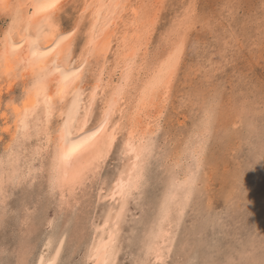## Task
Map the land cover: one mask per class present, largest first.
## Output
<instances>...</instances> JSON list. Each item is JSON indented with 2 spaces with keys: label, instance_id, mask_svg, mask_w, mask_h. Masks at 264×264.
Wrapping results in <instances>:
<instances>
[{
  "label": "bare ground",
  "instance_id": "bare-ground-1",
  "mask_svg": "<svg viewBox=\"0 0 264 264\" xmlns=\"http://www.w3.org/2000/svg\"><path fill=\"white\" fill-rule=\"evenodd\" d=\"M70 1L0 0V14L9 17L0 33V133L8 138L0 153V225L10 212V187L23 179L32 184L42 175L49 196L42 219L30 214L35 200L31 206H19L20 221L16 218L13 229L19 234L18 264H30L32 257V264H65L68 243L73 256L82 249L79 264H118L126 241L124 226L134 222L127 221L129 208L140 199L152 165L159 161L168 174L161 200L152 213L136 218L132 232H127L128 237L138 234L133 264H167L177 250L183 253L192 243L182 244L178 233L201 178L205 180L200 170L217 118L213 102H218L220 92L204 99L190 133L179 136L178 151L167 148V140L162 146L163 118L172 104L188 38L186 19L179 15L167 34L162 32L170 48L157 62L147 52L166 0H72L79 10L69 29L63 10ZM84 20H89L85 29ZM113 152L118 160L108 173L105 167ZM168 159L176 172L168 168ZM51 208L55 215L48 217ZM46 226L49 231L40 232L37 249L30 236ZM197 230L195 226L190 233Z\"/></svg>",
  "mask_w": 264,
  "mask_h": 264
},
{
  "label": "rangeland",
  "instance_id": "rangeland-1",
  "mask_svg": "<svg viewBox=\"0 0 264 264\" xmlns=\"http://www.w3.org/2000/svg\"><path fill=\"white\" fill-rule=\"evenodd\" d=\"M67 3L68 6L66 5L63 10V19L65 27L71 29L76 23L77 18L74 17H77L79 8H76L77 2L71 0ZM179 15L186 19L183 25L186 26L184 29L188 38L184 39H187V42L185 41L186 45L183 46L182 64L176 74L172 91L173 99L170 97L173 105L167 107L163 118L165 134L162 132L160 135L162 146L167 140L169 146L166 147L175 153L178 144H181L180 138H184L186 131L190 133L193 121L202 114L203 105L206 104L204 99L216 94L217 91L220 94L218 102H213L217 118L215 117L213 128L210 130L212 131L208 138L210 141H207L205 161L200 170L202 175L205 173V180L201 178L202 181L197 187L198 193L196 192L194 202L190 205L192 208H189L178 233L180 237L182 236V244L186 240L188 243L191 240L192 243L190 248H184L183 253L179 251L180 249L177 250L178 254L176 256L173 254L167 264H233V259H235L234 264H264L262 261L264 260V0H166L150 40L152 44L147 52L148 56L150 53V59L160 60L167 53L170 44L166 45L162 36L167 34L171 21H176ZM8 18L7 14L4 16L0 14V33L7 25ZM88 21L84 20L85 24H82L84 29L88 26ZM82 34L78 36L79 44L83 39ZM79 47L77 46L76 49ZM188 89L193 91L191 90L190 93ZM19 90L21 89L18 88ZM1 135L0 133V153L8 143V138ZM163 156L161 155L162 158ZM117 158L116 152L110 154V160L105 167L108 173L114 170ZM159 164L161 163L158 161L153 164L154 166L152 165L149 183L141 193L140 199L137 202L132 201L127 221L136 222L139 216L152 213L151 210L161 200V190H164L163 178H167L168 174L165 175V170ZM173 164V160H167V165H170L168 168H172L170 171L174 170ZM22 182L9 189L11 193L7 200L9 218H4L3 225H0V264H18L16 257L18 248H15V244L19 234L14 232V228L18 225V218L20 221V217H17L20 207L23 208L25 203L30 205L32 204L30 202L35 200L36 205H32L34 207L30 205V214L38 215L37 217L40 215L39 218L42 219L44 202L47 204L49 200L45 192L46 179L43 180L42 175H37L32 184L24 179ZM89 190L91 191V189L86 190L87 193H90ZM83 204L85 211L90 203L85 205L86 208ZM149 204L152 207L149 208ZM0 206L3 207L1 204ZM47 210L48 217L55 215L53 208ZM90 213L93 216V210ZM85 219L87 216L83 218L82 224L87 222ZM133 223L127 222L124 226L126 241H123L125 245L118 264H133L138 235L128 237L133 230ZM195 226H198V230L196 234H191ZM41 229L42 231L40 230L36 235L30 236L31 242L37 246V249H40V232L49 231L47 226ZM139 231L137 229V233ZM129 238L133 239L129 242ZM69 246L68 243L64 251V258L67 260L65 264H79L82 249L76 250L73 256L71 252L73 247ZM70 253L71 258H69ZM32 262L33 257L32 260L30 259V264Z\"/></svg>",
  "mask_w": 264,
  "mask_h": 264
}]
</instances>
